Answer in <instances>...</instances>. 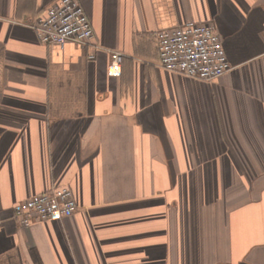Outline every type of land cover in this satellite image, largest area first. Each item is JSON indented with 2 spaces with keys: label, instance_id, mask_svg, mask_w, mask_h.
<instances>
[{
  "label": "crops",
  "instance_id": "0c3cea01",
  "mask_svg": "<svg viewBox=\"0 0 264 264\" xmlns=\"http://www.w3.org/2000/svg\"><path fill=\"white\" fill-rule=\"evenodd\" d=\"M56 1L0 0V264H264V0H79L93 46L37 39ZM194 21L232 66L211 82L157 65ZM62 185L74 212L12 216Z\"/></svg>",
  "mask_w": 264,
  "mask_h": 264
},
{
  "label": "built area",
  "instance_id": "2783aa9c",
  "mask_svg": "<svg viewBox=\"0 0 264 264\" xmlns=\"http://www.w3.org/2000/svg\"><path fill=\"white\" fill-rule=\"evenodd\" d=\"M29 26L44 44L73 41L93 46V31L79 0H57L47 6ZM158 54L157 65L166 71L200 81L211 82L230 71L222 41L213 25L194 21L159 29L153 34ZM96 48H101L95 45ZM109 75L120 72L123 53L108 50ZM93 53L89 54L92 58ZM77 205L70 187L62 185L15 203L12 216L21 226L32 221L60 219L74 212Z\"/></svg>",
  "mask_w": 264,
  "mask_h": 264
},
{
  "label": "rangeland",
  "instance_id": "374dc122",
  "mask_svg": "<svg viewBox=\"0 0 264 264\" xmlns=\"http://www.w3.org/2000/svg\"><path fill=\"white\" fill-rule=\"evenodd\" d=\"M62 218V217H61Z\"/></svg>",
  "mask_w": 264,
  "mask_h": 264
}]
</instances>
